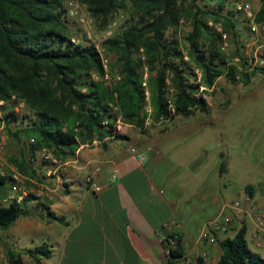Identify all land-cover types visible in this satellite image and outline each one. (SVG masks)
<instances>
[{
  "label": "trees",
  "instance_id": "trees-1",
  "mask_svg": "<svg viewBox=\"0 0 264 264\" xmlns=\"http://www.w3.org/2000/svg\"><path fill=\"white\" fill-rule=\"evenodd\" d=\"M65 2L0 0V109L7 110L24 101L33 113L31 121L19 131L30 139L33 157L43 149L56 157L68 156L79 144L95 138L129 140L128 135L117 131L119 116L146 132L147 92L157 122L163 116L173 120L177 115L190 116L197 111L209 114L211 106L200 93L201 86L213 88L223 75L230 82L239 81L235 67L229 70L226 67L225 53L218 45L221 34L213 32L208 24L211 20L221 22L225 31H233L236 24L230 17L234 12L225 11L231 0H81L105 23L122 8L130 11L122 32L106 41L109 49L118 55L121 67L120 78L111 84L104 80L106 70L96 45L72 40ZM182 18L192 22L187 40L191 56L202 71L200 81L185 60L179 40L167 35L169 29L178 27ZM255 21L264 23V3ZM203 36L211 40L204 49ZM141 48L144 57L137 54ZM145 67L149 73L146 85ZM257 71L264 72V67L243 73L244 83L248 84ZM171 104L175 114L171 113ZM5 118L19 120L14 111H8ZM19 132L12 135L19 138ZM13 161L21 172L35 174L36 169L28 171L25 161ZM12 180L11 173L0 175V199L6 198L3 194L7 182L13 192ZM246 190L254 193L252 185ZM31 196L28 193L21 202L14 199L9 205L0 202V226H10L26 213L22 202ZM46 216L65 221L64 216L57 215L50 207H46ZM178 234L179 249H172L168 255L171 264H175L176 256L184 254L183 240ZM219 245L222 254L216 264H264V256L248 243L246 226L234 236L221 239ZM29 252L48 254L44 246ZM9 259L12 264H21L13 252ZM202 262L198 257V264Z\"/></svg>",
  "mask_w": 264,
  "mask_h": 264
},
{
  "label": "crops",
  "instance_id": "crops-1",
  "mask_svg": "<svg viewBox=\"0 0 264 264\" xmlns=\"http://www.w3.org/2000/svg\"><path fill=\"white\" fill-rule=\"evenodd\" d=\"M199 112L177 115L166 128L151 126L146 132L125 123L132 127L122 133L129 140L81 143L68 156L57 157L60 164L37 163L34 175H23L24 194L32 195L22 202L27 212L10 226H0V264H12L10 252L21 264H171L161 238L166 231L181 234L186 255L197 257L205 250L218 253L216 245L199 243L194 233L203 220L199 211L218 206L219 196L206 194L201 207H190L191 199L181 196V180L198 175L201 161L193 160V167L192 159L183 163L190 174L179 175L169 165L163 171L156 169L161 152L164 150L170 161L174 153L179 155L188 134L209 125L225 127V115L200 117ZM224 155V151L218 152V156ZM221 167L222 162L220 173ZM91 174L100 191L87 184ZM9 195L14 197L12 192ZM256 197L264 198V184L260 190L254 188ZM46 207L65 221L48 218ZM247 239L250 247L264 256V248ZM41 246L48 250L47 255L29 252ZM211 264H216L215 260Z\"/></svg>",
  "mask_w": 264,
  "mask_h": 264
},
{
  "label": "rangeland",
  "instance_id": "rangeland-1",
  "mask_svg": "<svg viewBox=\"0 0 264 264\" xmlns=\"http://www.w3.org/2000/svg\"><path fill=\"white\" fill-rule=\"evenodd\" d=\"M236 1L238 0H231L225 10H232L234 12L230 18L233 17L236 22V27H233V31H227L231 44L229 51L223 50L227 62L234 55L239 54L238 45L241 40L240 35H248L250 33L248 23L251 19H248L246 14L238 13L235 10L234 3ZM242 1L252 4L255 17L257 11L264 3L263 0ZM214 4L215 2H212V5ZM76 6L77 8L73 7L75 9L73 11L77 9V14L70 13L69 11H72V9L66 7L67 26L71 32L72 40L74 38L76 43H92L96 45L102 54L103 62L107 65L104 80L106 84H111L120 78L121 67L118 64V55L109 49L106 41L117 37L122 32L130 19V11L129 9L122 8L105 23L103 20L97 19L88 6L83 4L81 0H79ZM186 6L188 7L189 5L187 4ZM83 14L90 20L89 26L80 22L79 16ZM208 24L212 27L211 30L213 32H219V27H222L223 31H225L224 25L221 22L215 23L211 20ZM191 31L192 22L182 18L178 27L176 29H169L167 35L179 40L180 46L185 54V60L194 68L200 81L202 71L191 56L190 44L187 40ZM204 36L201 38L202 49L206 47V44L211 42L210 39ZM222 42L221 38L218 41L220 47L222 46ZM234 47H237V50ZM137 54L144 57L143 48ZM235 69L239 79L238 82H230L223 75L218 78L213 88H206L204 86L200 88V93L211 103V112L210 114L199 112L198 115L200 117L225 115L226 118L223 123L225 127L223 128V125H209L197 133L188 134L183 148L179 150V155L178 153H174L171 160L168 161V157L170 156H167L168 154L164 155L165 151L163 150L161 152V162L157 164L158 167L156 168L157 170L163 171L169 165L176 168L179 175L190 174L188 172L189 168L184 167L183 163L190 159H192L191 161L195 160L197 163L201 161L203 167L199 169L198 175L184 176L181 180V196L191 199L189 203L190 207L197 205L201 207L202 203L205 205L203 198L208 193L214 196L218 195L219 204L218 206H213L212 204L211 207L199 211V217L203 220L195 227V239L199 236L203 226L219 214L221 211L220 208L224 204L235 199H240L243 194L250 195L254 198V193L252 194L248 191L243 192L246 185L251 184L254 188L260 190L261 185L264 184V72L257 71L250 82L245 84L243 71L238 67H235ZM144 70V84L146 85L149 73L147 67ZM147 93L148 101L146 109L149 113L148 116L151 115L152 119H154V109L151 104L150 94L149 92ZM8 111H14L18 115L19 120L6 121L5 115ZM0 115L3 117V120L0 121V161L4 163V167L8 173H11V166L15 165L13 160L25 161L28 171L34 168L37 163L43 164L49 162L39 152L36 157L31 156L29 149L30 139L19 132L33 118V113L24 101H20L15 107H9L7 110L0 109ZM151 126L161 125L155 122ZM131 128L129 125L124 126L120 130V133H125L127 129ZM137 130L141 132L139 128ZM16 132H19V138L12 135V133ZM219 151L225 152L224 157L218 156ZM195 161H193L192 167L196 163ZM220 162H225L227 171L224 172V169H221L220 173ZM22 174L27 175L23 172ZM20 183L24 185L22 181ZM4 188L6 190L3 196L7 197L11 193L10 183L7 182ZM255 200L261 201L258 197ZM0 202L3 204L7 203L4 201V198H1ZM229 236L234 235L229 234ZM223 238L225 237H220L218 242L212 244L217 246L218 253H210L207 264H211L214 260L216 263L219 253L221 254L222 252L219 241Z\"/></svg>",
  "mask_w": 264,
  "mask_h": 264
},
{
  "label": "built area",
  "instance_id": "built-area-1",
  "mask_svg": "<svg viewBox=\"0 0 264 264\" xmlns=\"http://www.w3.org/2000/svg\"><path fill=\"white\" fill-rule=\"evenodd\" d=\"M77 3H79V0H66V6L72 9V11H69L70 13L77 14V9L73 11L75 10L73 7L77 8ZM234 4L235 10L238 13L246 14L248 19H251L248 23L250 35H240L241 40L238 45L239 54L234 55V57L227 62V68L229 70L231 66H235L243 71V73H248L254 71L257 67L264 66V23H257L255 21V14L250 2L238 0ZM79 20L86 26L90 24V20L84 14L79 16ZM233 20L235 22V19ZM218 31L223 41L221 46L222 50L229 51L231 44L229 42L230 37L228 32L223 31L222 27H219ZM73 41L76 42L74 38ZM234 48L237 50V47ZM103 63L106 70L107 65L105 62ZM170 110L172 114H175V108L172 104L170 105ZM171 122L172 118L163 116L160 117L157 124L166 128ZM153 123H155V121L152 119L151 115H149L145 121V128L150 127ZM124 125L125 122L122 120L121 116H119L116 121L117 131L120 132ZM109 138L110 137H104L103 139L95 138L88 143H104ZM31 141H34V139H31ZM132 150L137 152L135 148ZM39 153L46 161L60 164L59 159L52 154L51 151L43 149L39 151ZM7 173L4 163L0 161V175L5 176ZM11 176L13 179L12 193H14V197L8 195L4 201L10 202L12 199H17L18 202H21L25 196V190L22 189L20 183L23 180V174L16 165L11 166ZM86 182L92 190H101V186L94 179V174L89 175ZM16 194L18 195L16 196ZM243 226L247 227V237H249L250 242L257 248H264V200L257 201L250 195L243 194L240 199H235L226 203L219 214L205 224L198 236V242L203 245H212L218 242L220 237L226 238L229 234L235 235ZM249 230L251 232L250 236H248ZM178 233L177 231H166L161 235L168 255L171 253L172 249H179L180 235ZM209 254L210 252L208 250H205L197 257L181 254L176 256L174 261L175 264H198V257H201L203 259L202 264H205L209 260Z\"/></svg>",
  "mask_w": 264,
  "mask_h": 264
}]
</instances>
